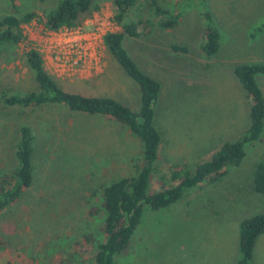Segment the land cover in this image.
<instances>
[{
    "label": "rangeland",
    "instance_id": "rangeland-1",
    "mask_svg": "<svg viewBox=\"0 0 264 264\" xmlns=\"http://www.w3.org/2000/svg\"><path fill=\"white\" fill-rule=\"evenodd\" d=\"M58 1L16 0L15 4L40 18ZM92 1L97 10L77 26L84 30L88 23L113 16L111 0ZM146 1L136 0L123 22L150 18ZM190 1L158 0L168 15L178 14L176 25L165 30L153 26L148 35L124 36L121 42L136 66L160 85L153 108L160 170L179 165L192 171L222 144L245 133L249 99L233 68L242 63L264 65V0H204L202 8L197 0ZM7 9V0H0V16ZM201 9L209 14L218 34V49L210 58L199 49L204 26ZM22 28V43L0 48V93L34 90L23 53L36 48L45 30L37 19ZM171 46L184 52H174ZM42 61L46 73L66 92L109 97L131 110L138 108L136 85L105 50L100 72L91 76H59ZM255 81L264 98V74H257ZM21 125L28 126L33 136L32 180L17 201L0 213V264H57L60 258L68 259V264H88L92 255L87 247H77L83 252L72 258V244L97 226L102 214L90 217L88 209L99 202L105 185L129 173L140 155V144L123 125L97 115L62 106L20 110L0 103V173L14 169V143ZM244 152L241 162L226 168L215 182L166 208L145 209L128 255L117 263L235 264L240 257V220L264 215V194L254 193L251 183L255 164L264 161V130L261 141L247 145ZM251 264H264V234L255 244Z\"/></svg>",
    "mask_w": 264,
    "mask_h": 264
},
{
    "label": "trees",
    "instance_id": "trees-1",
    "mask_svg": "<svg viewBox=\"0 0 264 264\" xmlns=\"http://www.w3.org/2000/svg\"><path fill=\"white\" fill-rule=\"evenodd\" d=\"M15 1L7 0L8 11L0 16V48L22 43L25 40L22 27L36 19L41 21L44 29L55 31L62 27H77L97 10L92 0H59L54 10L39 18L32 10L21 11ZM135 1L111 0L112 19L119 30L105 34L103 45L105 52L136 85L139 94L136 110H131L109 97L83 96L60 89L44 70L39 53L33 49L23 53V61L32 73L34 90L23 94L0 93V103L4 107L26 110L62 106L72 112L97 115L123 125L139 142L141 152L130 166L129 173L105 185L100 192L99 202L87 211L90 217L102 214L101 220L92 231L83 235L81 242L72 244L75 249L69 256L73 258L81 254L83 251L77 247L85 245L87 253L92 255L88 264H118V259L127 256L130 251L131 238L145 209L156 211L166 208L192 190L215 182L224 175L226 168L237 166L241 162L247 145L261 141L264 130V98L255 81L257 74H264V65H235L234 76L249 99V124L245 133L232 143L222 144L208 160L196 164L192 171L179 165H170L165 170H160L159 136L153 125V108L160 85L136 66L121 42L124 36L136 38L148 35L153 26L161 30L172 29L177 23L178 14L170 16L161 8L158 0H147L146 10L150 18L140 16L134 21L124 23L123 20L134 7ZM197 1L201 8L205 6L204 0ZM203 9V41L199 49L204 57L210 58L218 49V34L211 24L209 14ZM171 50L184 52V48L178 46H171ZM32 142L33 136L29 127L21 125L17 129L14 143V169L10 173H0V213L13 205L23 190L31 184ZM251 183L254 193L264 194V161L255 164ZM263 234V214L240 220V257L235 264H251L253 249ZM67 246H62V250H66ZM67 260L60 258L57 264H68ZM73 264L82 263L74 261Z\"/></svg>",
    "mask_w": 264,
    "mask_h": 264
},
{
    "label": "built area",
    "instance_id": "built-area-1",
    "mask_svg": "<svg viewBox=\"0 0 264 264\" xmlns=\"http://www.w3.org/2000/svg\"><path fill=\"white\" fill-rule=\"evenodd\" d=\"M88 24V30L80 27H62L55 31L44 29L41 42L32 49L43 55L41 58L59 76L98 74L104 52L103 36L117 32L118 26L109 16Z\"/></svg>",
    "mask_w": 264,
    "mask_h": 264
}]
</instances>
